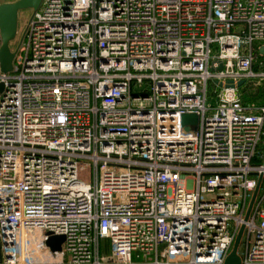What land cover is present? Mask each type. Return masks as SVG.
I'll return each mask as SVG.
<instances>
[{
	"label": "built area",
	"instance_id": "built-area-1",
	"mask_svg": "<svg viewBox=\"0 0 264 264\" xmlns=\"http://www.w3.org/2000/svg\"><path fill=\"white\" fill-rule=\"evenodd\" d=\"M19 36L0 264H224L241 226L264 264V0H42Z\"/></svg>",
	"mask_w": 264,
	"mask_h": 264
},
{
	"label": "water",
	"instance_id": "water-1",
	"mask_svg": "<svg viewBox=\"0 0 264 264\" xmlns=\"http://www.w3.org/2000/svg\"><path fill=\"white\" fill-rule=\"evenodd\" d=\"M41 1L42 0H14L11 2L0 3V70L2 72H7L12 69L14 52L10 48V42L16 37L18 11L22 9H31L32 11H36ZM259 52L264 54V47H260ZM242 82L243 81H239L238 84L240 85ZM2 87L3 86L0 83V91L2 90ZM197 120L198 117L194 113L183 114L182 125L184 126V131L195 130L197 127ZM260 179L261 177L258 178L257 185L252 193L245 219L247 218L253 204ZM242 232L243 226H241L238 230V233L233 241L232 248L225 258L224 264H240L241 259L240 255L238 254V246ZM63 240V235H48L47 239L45 240V244L50 248L51 251H59L61 249Z\"/></svg>",
	"mask_w": 264,
	"mask_h": 264
},
{
	"label": "rangeland",
	"instance_id": "rangeland-1",
	"mask_svg": "<svg viewBox=\"0 0 264 264\" xmlns=\"http://www.w3.org/2000/svg\"><path fill=\"white\" fill-rule=\"evenodd\" d=\"M6 1L11 2V1H14V0H6ZM6 1L4 0V2H6ZM32 12L33 11L31 9H22V10H19L18 11L17 33H16L15 39L10 42V48H11V50L15 46L18 37H20L19 34H20L21 30H22V27L24 26V23L26 22V20L28 19V17L32 14ZM260 88H262V87H260ZM241 89H242V92H243V98L244 99H247L248 97H250V93L254 92V90H252V91H250V90L249 91H246L243 87ZM78 174H79V177L81 179H85L86 180V170L79 171ZM262 189H264L263 185H262V188H260V191H262ZM106 243H108V241Z\"/></svg>",
	"mask_w": 264,
	"mask_h": 264
},
{
	"label": "trees",
	"instance_id": "trees-1",
	"mask_svg": "<svg viewBox=\"0 0 264 264\" xmlns=\"http://www.w3.org/2000/svg\"><path fill=\"white\" fill-rule=\"evenodd\" d=\"M6 1V0H5ZM4 2V0H0V3ZM7 2V1H6ZM262 87V88H260ZM258 88H252L250 89L251 91L254 90L255 91V95L252 97L253 100H255L256 102H261L262 98H263V95H264V84L262 86H260ZM254 93V92H253ZM252 93V94H253ZM255 97V98H254ZM248 99V98H247ZM246 99V100H247ZM259 151L260 153H264V144L260 145L259 146ZM257 161H259L260 157H256ZM107 240L106 239H102L101 242H100V246H101V252L102 253H106L108 252V243H106ZM107 248V249H106Z\"/></svg>",
	"mask_w": 264,
	"mask_h": 264
},
{
	"label": "crops",
	"instance_id": "crops-1",
	"mask_svg": "<svg viewBox=\"0 0 264 264\" xmlns=\"http://www.w3.org/2000/svg\"><path fill=\"white\" fill-rule=\"evenodd\" d=\"M7 2H9V1H7Z\"/></svg>",
	"mask_w": 264,
	"mask_h": 264
}]
</instances>
